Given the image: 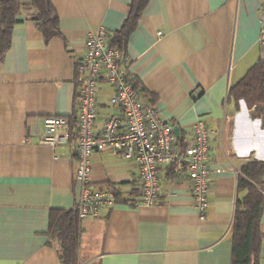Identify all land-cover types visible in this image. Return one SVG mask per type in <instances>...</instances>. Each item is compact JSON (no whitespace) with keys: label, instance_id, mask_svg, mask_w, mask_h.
<instances>
[{"label":"crops","instance_id":"crops-1","mask_svg":"<svg viewBox=\"0 0 264 264\" xmlns=\"http://www.w3.org/2000/svg\"><path fill=\"white\" fill-rule=\"evenodd\" d=\"M51 1L62 36L45 42L37 12L25 8L0 58V264H62L50 233L51 213L76 206V159L70 145L52 149L39 142L43 121L66 117L76 124V66L86 38L102 28L111 41L132 0ZM261 2L148 1L126 42L129 69L143 97L154 100L179 135L189 134L196 121L206 125L214 171L209 207L200 214L189 179L161 166L155 206L119 203L97 217L78 215L80 264H231L236 172L264 157L256 156L261 124L254 123L253 109L244 102L245 112L241 100L237 109L228 91L264 60L258 45ZM110 91L102 86L98 93V123L111 111ZM91 167V187H114L122 199H138L135 161L94 151ZM260 231L264 264V208Z\"/></svg>","mask_w":264,"mask_h":264},{"label":"built area","instance_id":"built-area-1","mask_svg":"<svg viewBox=\"0 0 264 264\" xmlns=\"http://www.w3.org/2000/svg\"><path fill=\"white\" fill-rule=\"evenodd\" d=\"M259 19L258 45L264 57V0L259 6ZM76 70L80 89L74 129L70 130V120L66 117L45 118V134L39 142L52 149L61 145L72 147L76 159L75 181L79 186L75 209L79 217H97L102 210L119 203L132 207L155 206L161 190V166L189 179L194 206L203 214L209 207L214 173L209 161V131L204 122L199 120L192 125L190 133L185 135L186 146L181 150L177 144L179 134L174 133L173 126L160 117L156 106L135 88L128 57L111 46L110 36L102 28L86 38ZM102 86L111 89L108 94L111 111L98 123V93ZM102 150L138 164V199L123 200L111 190L90 186L91 154Z\"/></svg>","mask_w":264,"mask_h":264},{"label":"trees","instance_id":"trees-1","mask_svg":"<svg viewBox=\"0 0 264 264\" xmlns=\"http://www.w3.org/2000/svg\"><path fill=\"white\" fill-rule=\"evenodd\" d=\"M149 0H132L130 10L121 28L114 32L111 46L126 54V42L138 24V20ZM37 12V27L45 42L54 37H61L59 19L51 0H0V58L10 46L14 27L23 22V9ZM134 86L142 91L135 80ZM144 95H146L144 93ZM238 109V102L244 100L248 109H253V118H262L264 129V60L251 67L244 77L232 85L228 91ZM152 103L154 100L152 99ZM75 125L70 126L73 130ZM256 150L261 157L262 133L254 136ZM177 144L181 150L186 146L184 134L178 136ZM258 146V147H257ZM116 196L120 194L114 187ZM236 200L231 228V264H260L262 234L260 221L264 208V160L250 159L240 166L237 176ZM124 200V199H123ZM80 227L77 210H54L51 213L50 233L58 242V259L62 264H80L78 251L80 245Z\"/></svg>","mask_w":264,"mask_h":264},{"label":"water","instance_id":"water-1","mask_svg":"<svg viewBox=\"0 0 264 264\" xmlns=\"http://www.w3.org/2000/svg\"><path fill=\"white\" fill-rule=\"evenodd\" d=\"M241 102H242V105L244 106V109H245V112H246V107H245V104H244V101L243 100H241ZM253 120H254V123H256L257 125H259V124H261L262 123V118H253ZM259 129H260V131L263 133V142H262V148H263V152H264V129L261 127H259ZM174 133L176 134V135H178V133H179V130H178V128H176V129H174Z\"/></svg>","mask_w":264,"mask_h":264},{"label":"bare ground","instance_id":"bare-ground-1","mask_svg":"<svg viewBox=\"0 0 264 264\" xmlns=\"http://www.w3.org/2000/svg\"><path fill=\"white\" fill-rule=\"evenodd\" d=\"M262 133V132H261ZM262 142H263V133H262ZM257 157H259V154L257 153L256 155ZM261 157L263 158L264 157V152H263V148H262V152H261Z\"/></svg>","mask_w":264,"mask_h":264}]
</instances>
